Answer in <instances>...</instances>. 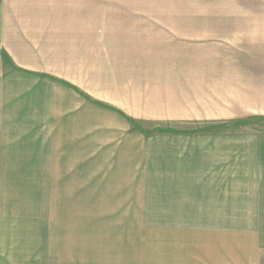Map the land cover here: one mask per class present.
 <instances>
[{"label": "crops", "instance_id": "0c3cea01", "mask_svg": "<svg viewBox=\"0 0 264 264\" xmlns=\"http://www.w3.org/2000/svg\"><path fill=\"white\" fill-rule=\"evenodd\" d=\"M242 10H233L232 51L223 42L203 56L195 38L209 32L206 8H178L175 0H0V264L98 262L82 238L83 138L86 151L97 131L83 121L81 88L72 83L81 65L99 57L138 73L166 65L184 75L175 80H234L256 96L264 15ZM164 16L171 30L184 21L169 42L151 28ZM216 114L186 121L193 130L156 144L136 244L102 255L103 264H264V131Z\"/></svg>", "mask_w": 264, "mask_h": 264}, {"label": "rangeland", "instance_id": "374dc122", "mask_svg": "<svg viewBox=\"0 0 264 264\" xmlns=\"http://www.w3.org/2000/svg\"><path fill=\"white\" fill-rule=\"evenodd\" d=\"M202 4L175 0L178 8L209 10L204 22L209 32L195 38L196 52L203 56L216 54L223 42L231 44L228 50L232 51L233 10L242 8V16L247 11L256 20L264 15V0H208ZM161 19L162 23H151V28L161 31L156 34L163 36L162 42L181 35L173 32L183 27L181 18L173 31L166 23L168 18ZM223 27L225 33L218 32ZM97 60L81 65L80 73L76 72L80 80L72 83L81 88L83 121L97 131L96 146L92 138V147L87 146L86 151L83 138V248L97 249L96 264H103L106 258L102 255L121 254V249L136 244L135 219L143 212L149 190L147 172L156 158V144L171 133L193 130L185 128L186 121L215 119L218 111L242 127L264 131V82L255 87L259 94L250 96L234 80H175L184 75L170 66L146 65L138 73L128 65H108L106 58ZM89 261L83 257V264H91Z\"/></svg>", "mask_w": 264, "mask_h": 264}]
</instances>
